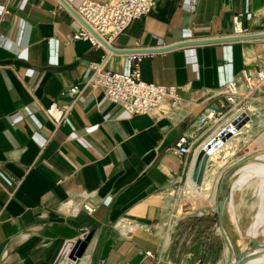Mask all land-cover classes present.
Listing matches in <instances>:
<instances>
[{
	"label": "crops",
	"instance_id": "0c3cea01",
	"mask_svg": "<svg viewBox=\"0 0 264 264\" xmlns=\"http://www.w3.org/2000/svg\"><path fill=\"white\" fill-rule=\"evenodd\" d=\"M64 1L76 9L84 0ZM236 16L245 34H234ZM78 27L61 0H0V264H80L85 251L87 264H232L237 252L259 250L250 239L264 245L263 221L255 223L264 188L244 167L264 163V124L251 143L262 121L247 112L264 89L216 123L197 117L224 104L210 96L264 58V0H158L111 40L107 68L130 73L137 56L141 80L176 86L182 104L133 115L94 88L55 125L43 109L66 101L60 92L103 53L72 37ZM242 109L248 120L207 161L214 201L166 225V194L191 179L199 149ZM182 135L187 155L174 152ZM247 157L256 160L237 165ZM251 210L245 220L240 211Z\"/></svg>",
	"mask_w": 264,
	"mask_h": 264
},
{
	"label": "built area",
	"instance_id": "2783aa9c",
	"mask_svg": "<svg viewBox=\"0 0 264 264\" xmlns=\"http://www.w3.org/2000/svg\"><path fill=\"white\" fill-rule=\"evenodd\" d=\"M157 1L84 0L74 9L79 27L72 37L88 41L93 47L101 48L103 53L98 61L89 63L88 75L83 80L71 83L60 92L61 96L67 98L66 101L50 103L43 109L45 119L55 125L64 123L75 101L87 90L94 88H99L106 100L133 115L150 112L163 114L166 109H173L182 104L183 97L176 86L141 80L137 56H134L136 63L130 73H118L107 68L111 55L108 47L111 46V40L131 21L150 12ZM234 34H245L240 27L238 16L234 17ZM261 89H264V58H261L253 69L242 68L238 78L227 82L222 89L213 93L210 98L222 95L224 104L204 107L197 117V123L205 125L218 122L226 112L242 108V100L249 99ZM240 112H244L243 109ZM229 125L231 126V123L225 127ZM174 152L178 155L189 153V144L186 143L184 135L175 143ZM146 253L150 254L149 251Z\"/></svg>",
	"mask_w": 264,
	"mask_h": 264
},
{
	"label": "rangeland",
	"instance_id": "374dc122",
	"mask_svg": "<svg viewBox=\"0 0 264 264\" xmlns=\"http://www.w3.org/2000/svg\"><path fill=\"white\" fill-rule=\"evenodd\" d=\"M260 95L262 94L257 95L258 99H256V102L248 103L247 105V112L255 115L258 119H260V121H262L261 123L257 124L256 128L251 129L253 131V133H251L249 136V140H252L251 143L258 141L259 134L260 132H262V129H263L262 126L264 124V96H260ZM170 110L171 109H166L163 112V114H167ZM239 142L240 140H238L237 143ZM229 153H230V150H228L225 154H229ZM212 163L216 165L221 164L220 160H217V159H213ZM210 167L206 169V177L204 178V186H202L203 189L207 188V190H210L211 185H212V182L208 179V175L213 176L212 170L214 168L213 167L210 168ZM258 182H259V178H258ZM182 184H183V181L180 183V185L177 188L169 191L165 196V209L164 210H165V221L167 220L166 225H168V221L173 222L179 217H183L187 215L190 218H196L197 216H200L201 213L206 212V210H203L202 208H199L198 206L200 203H202L203 205L207 203L201 202L200 198L197 195H195L194 192L192 193L191 191H189L188 193H186L188 196H185L183 193L180 192V187L182 186ZM205 184L207 187L205 186ZM194 186L196 187L195 183H194ZM214 197H215V192L211 200L214 201ZM258 211L259 209L256 210V212ZM240 212H241L242 217L245 218V220H247L248 214H251V219H252L254 216V213H256L255 210L254 211L252 210L251 211H240ZM262 214H263V218L259 223L263 221V225L260 228L258 239L264 240V208L262 209ZM245 228L246 226L242 227V233H244ZM181 234H183V232Z\"/></svg>",
	"mask_w": 264,
	"mask_h": 264
},
{
	"label": "water",
	"instance_id": "95a60500",
	"mask_svg": "<svg viewBox=\"0 0 264 264\" xmlns=\"http://www.w3.org/2000/svg\"><path fill=\"white\" fill-rule=\"evenodd\" d=\"M64 4H66L70 10L75 14V11L73 8H71L64 0H61ZM261 35H264L262 33ZM110 50H116L112 46H108ZM248 120V115L245 112H242L240 115L235 117L233 121L231 122V126H226L222 128L214 137H212L207 143H205L201 149L196 154L193 170L191 174V179L195 182L197 186H200L202 184V180L204 177V172L206 169L207 161L210 156L218 147L222 145L224 141H226L236 129H238L240 126H242L246 121ZM233 126V127H232ZM250 160H256L255 158H243L241 159L237 165H244L246 163H249ZM226 177L222 178L220 180L221 183L225 181ZM221 194L220 200L217 201V207H218V213L220 218H224L225 215V205L224 200L227 197V194L222 191V189H218L217 194ZM250 244L253 248H260L259 250L252 253V255H249L244 252H237L236 258L232 264H245L249 259L253 257L254 254H257L260 252L261 254L264 253V245H259L254 238L250 239ZM81 249L77 251L76 255H80Z\"/></svg>",
	"mask_w": 264,
	"mask_h": 264
},
{
	"label": "bare ground",
	"instance_id": "6f19581e",
	"mask_svg": "<svg viewBox=\"0 0 264 264\" xmlns=\"http://www.w3.org/2000/svg\"><path fill=\"white\" fill-rule=\"evenodd\" d=\"M256 98H251L250 101L254 100ZM235 132V131H234ZM215 154H213L212 156L210 155L209 159H212L214 157ZM245 169H250L253 172L256 173V175H258L259 177V187L260 188H264V163L258 162V161H254L253 163H250L248 166L244 167ZM195 183V182H194ZM193 180L190 179V177H188L182 184V186L180 187V192L183 193L185 196H188L186 193H188L189 191H191L192 193L194 192L195 195H197L201 202L203 203H208L211 201V198L213 197L214 194V190L213 188L210 190L203 189L202 186H204V177L202 180V184L200 186L196 187L194 186ZM206 186V184H205ZM207 187V186H206ZM264 196L262 194H259V198L260 200H262ZM262 203H260V208L259 211L257 212V222L260 221L263 218V214H262ZM255 227V226H254ZM252 235H256V233L254 232V228L253 231L251 232ZM87 252L85 251L84 254L81 256L80 258V264H87L86 262V257H87ZM59 262V261H58ZM59 264V263H58ZM247 264H264V256L262 257H257V258H251L247 261Z\"/></svg>",
	"mask_w": 264,
	"mask_h": 264
}]
</instances>
